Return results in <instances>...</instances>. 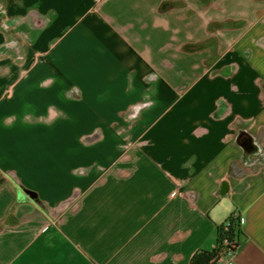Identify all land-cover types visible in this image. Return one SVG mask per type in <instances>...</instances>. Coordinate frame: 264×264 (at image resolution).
Instances as JSON below:
<instances>
[{
    "label": "crops",
    "instance_id": "1",
    "mask_svg": "<svg viewBox=\"0 0 264 264\" xmlns=\"http://www.w3.org/2000/svg\"><path fill=\"white\" fill-rule=\"evenodd\" d=\"M240 217L264 264V0H0V264H189Z\"/></svg>",
    "mask_w": 264,
    "mask_h": 264
},
{
    "label": "trees",
    "instance_id": "2",
    "mask_svg": "<svg viewBox=\"0 0 264 264\" xmlns=\"http://www.w3.org/2000/svg\"><path fill=\"white\" fill-rule=\"evenodd\" d=\"M226 220L229 221V229L228 231H223V223H221L217 227V241L220 242L222 240L223 236H229L232 239H235L236 244H238L239 241V235H240V224H239V217L230 216ZM214 258H215V251H199L196 252L189 262V264H214Z\"/></svg>",
    "mask_w": 264,
    "mask_h": 264
},
{
    "label": "built area",
    "instance_id": "3",
    "mask_svg": "<svg viewBox=\"0 0 264 264\" xmlns=\"http://www.w3.org/2000/svg\"><path fill=\"white\" fill-rule=\"evenodd\" d=\"M239 224H241L242 220L239 217ZM229 221H223V231H228ZM238 244H236L235 239H232L229 236H223L220 242H216L213 249L215 251L214 264L219 260L230 261L234 256L237 250Z\"/></svg>",
    "mask_w": 264,
    "mask_h": 264
}]
</instances>
